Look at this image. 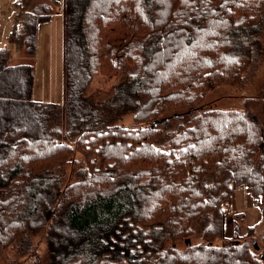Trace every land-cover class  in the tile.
Listing matches in <instances>:
<instances>
[{
    "label": "trees",
    "instance_id": "trees-1",
    "mask_svg": "<svg viewBox=\"0 0 264 264\" xmlns=\"http://www.w3.org/2000/svg\"><path fill=\"white\" fill-rule=\"evenodd\" d=\"M16 6L25 22H14L11 46L0 49V261L13 250L30 264H264L256 225L231 213L245 187L264 213L263 122L254 111L203 105L210 92L241 84L253 64L264 70V0ZM56 8L60 108L32 99V65L9 63L13 49L35 55L39 25ZM125 74L88 93L98 76ZM258 105L264 118V99ZM78 155L87 169L66 184L63 170Z\"/></svg>",
    "mask_w": 264,
    "mask_h": 264
},
{
    "label": "rangeland",
    "instance_id": "rangeland-1",
    "mask_svg": "<svg viewBox=\"0 0 264 264\" xmlns=\"http://www.w3.org/2000/svg\"><path fill=\"white\" fill-rule=\"evenodd\" d=\"M20 0H0V49L10 47V32L13 28L14 22L22 25L25 22V9L17 8L16 3ZM39 1V0H38ZM41 1V0H40ZM53 2L54 0H44ZM18 9V11H17ZM21 11L22 15H17ZM17 15V17H16ZM16 17V19H15ZM11 65L29 64L35 69V85L32 99L36 102L52 104L55 106H65L66 101V83L64 72V31H63V16L62 11L56 8L54 15L49 22L41 23L38 28L37 50L34 56H27L25 51L12 50ZM11 55V54H10ZM125 77V78H124ZM126 79V74L119 77H103L98 76L90 85L88 93L96 90H109L111 87L118 85L121 80ZM264 99V70L253 64L247 71L244 81L235 87H220L217 90L210 92L203 105L207 108L221 111H251L257 114L258 119L264 125V118H262L261 105ZM256 100V101H250ZM60 108V107H59ZM64 111V109H62ZM172 114H164L163 118L172 117ZM131 117L125 118V125L130 123ZM18 122L22 123L19 119ZM177 129V122H172L167 130L175 131ZM76 163L68 166L63 170L65 175L64 183L73 184L82 178L85 172L86 162L85 157L78 155ZM235 194V195H234ZM233 194L232 214H245L247 219L244 221L245 226L256 225V239L259 244L258 253H263L264 245L262 243V235L264 234V217L263 208H256L254 206L253 196L249 193L247 188L238 189ZM250 194V195H249ZM249 196V197H248ZM238 210L240 212H238ZM246 222V223H245ZM232 215L226 219L225 235L227 238L232 237ZM41 238H35L38 250L42 257L45 256L46 246ZM194 242L200 241L193 238ZM215 245L222 246L223 242L218 240ZM264 260V258H262ZM32 260L29 258H17L16 254L11 250L6 258L0 261V264H30ZM43 264H48V260H44Z\"/></svg>",
    "mask_w": 264,
    "mask_h": 264
},
{
    "label": "crops",
    "instance_id": "crops-1",
    "mask_svg": "<svg viewBox=\"0 0 264 264\" xmlns=\"http://www.w3.org/2000/svg\"><path fill=\"white\" fill-rule=\"evenodd\" d=\"M247 190H248V189H247ZM249 193H250V192H249ZM250 194H251V193H250ZM250 194H249V195H250ZM234 195H235V194H234ZM251 196H252V195H251ZM248 197H249V196H248ZM233 201H234V200H233ZM238 212H240V211L238 210Z\"/></svg>",
    "mask_w": 264,
    "mask_h": 264
}]
</instances>
